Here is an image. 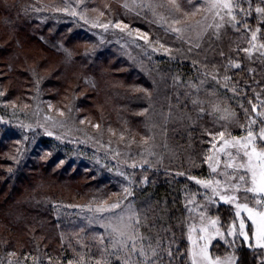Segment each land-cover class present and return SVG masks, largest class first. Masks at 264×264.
Instances as JSON below:
<instances>
[{
	"label": "trees",
	"instance_id": "1",
	"mask_svg": "<svg viewBox=\"0 0 264 264\" xmlns=\"http://www.w3.org/2000/svg\"><path fill=\"white\" fill-rule=\"evenodd\" d=\"M63 1L0 0V264H137L143 260L138 253L121 250L119 258L113 255L119 247L114 245L117 233L102 224L113 217L107 212L116 204L130 210V231L144 238L137 243L149 254L148 264H192L186 203L196 186L189 170L148 165L122 169L126 177L116 162L39 128L35 109L40 101L64 113L73 111L88 128L111 129L138 144L150 133L148 100H165L166 105L179 95L178 104L190 110L199 85L208 94L205 99L226 101L238 121L247 122L244 112L255 117L261 112L254 107L257 99L264 102V57L242 49L249 47V30L258 24L257 41L264 43V21L260 23L253 6L244 4L248 10L238 14L237 28L227 26L228 38L217 45L214 61L211 54L183 62L146 57L149 71L144 75L124 57L95 50L87 27L59 10ZM90 1L106 19H122L150 32L144 20L128 16L122 0ZM27 44L39 47L41 59L25 52ZM155 70L167 78L165 85L159 84ZM202 136L191 120L168 133L177 145L198 153L208 144ZM202 159L200 155V171L194 172L199 176L205 173ZM216 208L210 215H218L229 229L234 208ZM236 248V264H264V249L238 242ZM232 249L233 243L217 242L212 254L224 256Z\"/></svg>",
	"mask_w": 264,
	"mask_h": 264
},
{
	"label": "rangeland",
	"instance_id": "2",
	"mask_svg": "<svg viewBox=\"0 0 264 264\" xmlns=\"http://www.w3.org/2000/svg\"><path fill=\"white\" fill-rule=\"evenodd\" d=\"M251 1L252 0H240V2L243 3L242 6L234 9L237 17L238 14L244 13V10H248L246 7L250 5L253 6V11L257 14L260 23H263L264 14L256 12L257 7L264 8L263 2L257 5L254 4V1ZM87 2L89 8L87 7ZM90 2V0H64L59 10L64 11L72 19L87 27L86 30L94 36L95 50H106L103 52L111 51L118 57H124L135 70L141 71L144 75L148 74L149 71L147 63L144 62L146 57H148L147 59L149 60L158 55L159 57L164 56L168 60L182 59L180 61L183 62L193 57L211 54L209 59L214 61L215 56H218L220 52L217 51V45L222 46L226 38H228L227 26H230L228 22L231 20V17L225 15V11L221 10L220 16H224V19L221 20L220 16L215 14L217 9L211 7L210 0H208V2H205V0H176V3L180 6L179 11L175 9L174 5L170 3L169 0H122L121 4L125 8L128 16H134L135 18L139 17V19L144 20L141 23L143 25L146 24L150 32L145 31L140 25L132 28L129 23L126 24L122 19H106L105 15L92 7V3L90 5ZM244 4H246V7H243ZM194 11L196 14L191 15ZM73 12H75V15H73ZM186 12L189 13L188 16H185ZM175 21H179V23H175ZM105 24L108 25L107 28L104 27ZM217 24L223 26L217 28ZM116 25H119V27ZM172 29H179L180 31H173ZM257 29H259V31H256ZM260 29L261 26L258 24L251 30L256 31L257 38L260 35ZM251 31L247 36L248 39L251 35ZM166 40H168V42ZM255 43L257 47L260 44L257 40ZM211 46H215L216 50H211ZM25 52L36 55L38 59H41L43 56V52L35 45L31 46L27 44ZM252 53L260 55L257 51H253ZM213 54L215 55L212 57ZM53 58L56 60V57ZM261 59L263 58L261 57ZM19 65H22V63H19ZM261 65L263 66V64ZM155 71L160 81L159 84L165 85L164 80L167 78L162 76V72ZM219 73L221 72L217 70V74ZM159 84L153 82V86L156 88L159 87ZM201 87L202 86L199 85L197 86L195 97H193V100L190 102L192 106L190 110L184 109L185 104H178V101H180L179 95L175 97L172 96L173 101L169 100V103L167 102L166 105L164 103L165 100L155 103L152 102V100H148L149 104L147 108L150 113L148 115L150 133L146 141L143 140L138 144H135L137 143L135 141L125 140L123 135L111 129L97 132L95 129L96 127H94V129L88 128L85 122L81 121L82 119H79L80 122L78 121L75 112L71 111L64 113L63 111L55 110L51 105L45 102L38 101L34 119L35 124L49 133L50 136L63 141V143L71 142L77 146H86V149H90L92 152L98 153L99 156L108 159V163L113 164L116 162L120 165V169L124 171H127L126 168L141 169L148 165L152 169L165 168L170 171L178 170L185 172L189 170L190 173H192L190 176L194 177V179H190V181L193 182L196 189L189 194L190 197L186 203L190 215L188 240L190 228L194 225L196 231H193L191 234L199 244H203V241L199 240V237L205 234L199 232L200 227H206L208 232L212 233L215 229L210 224V220H216L217 224L215 228H219V232L222 233L223 236L220 234L213 236L209 242L208 252L213 258H216L212 254L215 243H233L232 250L224 256L218 257L222 264H236V242L250 248H260L255 245L253 236L254 226H252L251 221L247 219V213L242 212L241 218L245 219V231L249 234V240L245 241L239 234L235 236L228 235V229H224L221 219L218 218L219 216L210 215V212H213L212 210L217 209V206L225 203L219 199V196H214L210 188L206 189L200 184H197L196 180L211 181L213 182V186H215L214 182L216 180L221 181L222 184L224 183L227 178L222 173L224 171H232V169L226 170L224 168V162L227 158L221 153L220 165L217 171L213 172L209 167L211 161H208L206 157L216 155L217 149L223 146L224 140H230L232 137L238 139L242 138L246 135L249 127H251L254 132L260 128L262 126L261 121L264 120V102L262 97L257 99L259 105L254 106L255 108H261L259 115L253 117L251 112L246 110L244 114L249 116V120L245 122L247 118H243L239 122L236 115L231 112L226 101L217 99L216 97V100L208 101L204 98L207 97L208 94L204 92V89ZM214 92L216 93V91ZM200 93L202 96L196 98V95H200ZM189 120L200 127L201 134L203 135L202 139L206 138L208 142L205 149L203 151L199 150V153L193 148H191V150H186L183 148V145H177L174 139L171 140L168 138V133H173L174 128H182ZM252 120H255L256 123L250 124ZM240 129L244 130L239 133ZM220 132L224 133L223 139L219 136ZM257 143H260L259 139H257ZM213 145H215V148ZM225 151L235 152V149L229 147L225 149ZM200 155L203 156L202 163L205 167L203 176L194 174L195 171H200L199 166L201 165L200 162H198ZM122 171H120L119 174L123 173L127 177V174ZM235 182L236 181H230V183ZM226 194L229 193L221 192V195ZM236 195L239 203L247 202L250 207L255 206L251 200V194H249L248 201L242 199L244 196L242 191L236 193ZM225 205L233 207L236 211L233 204ZM110 209L111 210L107 213H110L113 217L109 218L107 222H102L103 226L113 229L121 223L131 225L132 214L127 206L120 209L116 207ZM121 217H123L122 221L120 219ZM234 222L238 224L239 218L235 217L231 225ZM127 231H130V229ZM225 241H227V243ZM188 242L189 258L193 264V244L191 240Z\"/></svg>",
	"mask_w": 264,
	"mask_h": 264
},
{
	"label": "snow or ice",
	"instance_id": "3",
	"mask_svg": "<svg viewBox=\"0 0 264 264\" xmlns=\"http://www.w3.org/2000/svg\"><path fill=\"white\" fill-rule=\"evenodd\" d=\"M172 3L177 11L180 10V6L176 3V0H169ZM208 2V0H205ZM264 2V0H262ZM212 8L217 9L216 15L220 16V11L224 10L225 15L230 16L231 20L228 22L232 28H237V24L240 21L237 20V14L234 9L240 7V0H210ZM256 12L264 14V8L257 7ZM195 11L191 15H195ZM75 15V12H73ZM189 13H185V16H188ZM220 19L223 20L224 16H220ZM179 23V21H175ZM119 27V25H116ZM223 25L217 24L216 27L220 28ZM105 28L108 27L107 24L104 25ZM126 27V26H125ZM242 27L247 28V21H244ZM173 31H180L179 29H172ZM251 31V30H249ZM256 31H259L257 29ZM256 31H251V35L248 39L249 47L242 49L247 52L249 55L253 51L259 52L260 56L264 57V43H260L257 47L256 45ZM239 64H236V67H239ZM259 115V113H258ZM256 121H250V124H255ZM261 127L258 128L255 132L251 127L248 128L246 135L242 138L232 137L230 140H224L223 146L217 149L216 155L208 156L206 159L211 161L209 167L213 172L217 171L218 166L220 165V154L222 153L227 159L224 162V168L232 169L231 172L224 171L222 174L227 178L222 184L221 181L216 180L215 186L213 182L208 180H196L197 184H200L204 188H210L214 196H219V199L222 200L225 204H233L235 206V217L239 218V222L233 223L228 229V235L235 236L239 234L243 237L245 241L249 240V234L245 231L246 224L245 219L241 218V213H247V219L251 221L252 226H254L253 236L255 239V245L260 248H264V120L261 121ZM96 127H99L98 125ZM219 136L221 139L224 137V133L220 132ZM259 139L260 143H257ZM215 148V145H213ZM231 147L235 149V152L225 151V149ZM189 179H194V177H189ZM230 181H236L235 183H230ZM230 190V191H229ZM227 192L229 194L221 195V192ZM243 192V200H249V194H251V200L255 206L250 207L249 203H239L236 193ZM111 207H119L118 204L112 205ZM111 210V209H108ZM121 221L123 217L120 218ZM138 223V221H137ZM210 224L214 227L215 231L212 233L208 232L206 227H200L199 232L204 233L199 237V240L203 241V244H199L196 239L193 238L192 232L196 231L195 226L193 225L189 231V240L193 244V264H222L219 257L213 258L209 252V242L214 235L222 233L219 232V228H215L217 224L216 220H210ZM131 226L128 224H118L112 229L113 232L117 233V239L114 241V245H119L113 255L119 258L121 250H126L128 254H136L140 257H143V260L137 261V264H148L149 254L145 251L142 244H138V240H143V237H140L135 229L127 231ZM238 229V233H237ZM227 243V241H225ZM251 246V245H250ZM149 248L151 245L149 244ZM151 255L155 256L156 252L153 251ZM127 264V261L125 262ZM155 264V261H153Z\"/></svg>",
	"mask_w": 264,
	"mask_h": 264
}]
</instances>
